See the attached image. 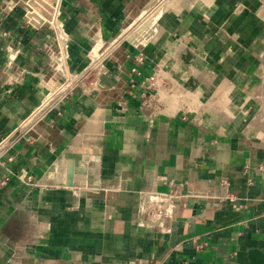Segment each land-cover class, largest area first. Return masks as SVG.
<instances>
[{"label":"crops","instance_id":"obj_1","mask_svg":"<svg viewBox=\"0 0 264 264\" xmlns=\"http://www.w3.org/2000/svg\"><path fill=\"white\" fill-rule=\"evenodd\" d=\"M150 1L58 0L38 27L28 0H0V143L41 111L0 153V264H264V0H158L139 19ZM145 17L146 42L108 51ZM55 22L70 50L111 41L80 88L63 90ZM134 66L169 84L156 116Z\"/></svg>","mask_w":264,"mask_h":264},{"label":"rangeland","instance_id":"obj_2","mask_svg":"<svg viewBox=\"0 0 264 264\" xmlns=\"http://www.w3.org/2000/svg\"><path fill=\"white\" fill-rule=\"evenodd\" d=\"M57 19L59 20L58 17ZM55 23L58 26L55 28L56 34H59L58 38L61 37V40H62L61 46L63 48L62 50H64L62 51L63 58L60 60L61 66L58 67V76H60L63 79V81H61L62 85H65L63 86L64 87L63 90H65L70 85L71 86L76 85V88H80L79 85H84V84L86 85L90 83V80H91V76L88 77V75L90 74L88 73L89 71H85V69L88 63L90 64L91 62H96L95 59L90 57L92 46H90L89 48L88 47L81 48L79 45H75L74 48L70 50L69 43H68L69 40L68 39L64 40V38L65 37L68 38L69 35H66L63 33V28H62L63 22H61V26H60L62 29H59V25H60L59 22H58L59 24L57 22ZM150 31H151V28H150V25L147 24V18L146 19L143 18L141 21L131 26L128 30L122 32L121 34L123 35L115 41L113 46L109 48L108 51H111V49L114 46H116L118 43L132 44L134 42L139 41L140 39L143 40V42L144 41L146 42L148 33ZM114 38L112 39L115 40L117 37L115 39ZM110 44H111V41L107 42V44L103 48H101L99 52L104 51L106 48H108V46H110ZM98 57L99 56H97V58ZM83 72H85L84 75L80 76V74H82ZM46 86L49 91H52V89L53 90L55 89L56 84L47 83ZM60 86H61L60 83L57 84V87H60ZM50 99H51V96L46 95L42 98L41 100L42 102H40V104L43 103L44 105L45 103L49 102ZM261 101L264 102V98H262ZM37 114L38 112L35 113L34 111L32 114L29 115L28 119L24 121V123L30 120L32 117L36 116ZM252 122H253L252 126H254V130L252 131L254 132V134L264 136V108H253ZM17 134H18V131H17Z\"/></svg>","mask_w":264,"mask_h":264},{"label":"built area","instance_id":"obj_3","mask_svg":"<svg viewBox=\"0 0 264 264\" xmlns=\"http://www.w3.org/2000/svg\"><path fill=\"white\" fill-rule=\"evenodd\" d=\"M135 58L139 64H143L145 62V58L142 54L137 55ZM159 72L160 70L156 69L155 72L151 74L143 75L138 66H134L130 69V86L132 87V89L136 88L139 91L138 93L134 94V97L139 100L140 108L147 111L148 116H156L161 113L163 107V93L169 87L167 80L161 79V75ZM136 76L141 77V80L138 81ZM40 112L41 111L38 110V114H40ZM32 120L33 117L25 123L22 122L18 130V134L15 133L11 137L8 136L1 141L0 153L4 148H6V146H8L9 144H14L17 140H20L27 135V126ZM29 138L30 137H28V139ZM28 178L30 180L31 176H29ZM9 180L10 177L8 176L0 179V187L6 185ZM224 183H227V181L225 180ZM174 195H176L175 197L178 198L177 195L179 194ZM173 207H175V205H173ZM140 214L148 220L159 221L167 214V211L164 208L163 203L156 198L146 206L141 207Z\"/></svg>","mask_w":264,"mask_h":264},{"label":"water","instance_id":"obj_4","mask_svg":"<svg viewBox=\"0 0 264 264\" xmlns=\"http://www.w3.org/2000/svg\"><path fill=\"white\" fill-rule=\"evenodd\" d=\"M58 0H28L31 9L27 12L34 26H41L46 21H53Z\"/></svg>","mask_w":264,"mask_h":264},{"label":"bare ground","instance_id":"obj_5","mask_svg":"<svg viewBox=\"0 0 264 264\" xmlns=\"http://www.w3.org/2000/svg\"><path fill=\"white\" fill-rule=\"evenodd\" d=\"M158 2V0H151L146 6H145V8H144V10H143V15L141 14V17H139V19L140 18H142L143 16H144V14H146V13H148L149 12V10L156 4ZM55 18V17H54ZM128 30V29H127ZM101 33H102V31H101ZM123 34H121V36H122ZM102 37V36H101ZM103 44H104V40L103 39H101V40H99V41H97L95 44H94V46H93V48H92V50H91V52H90V57L91 58H93V59H97V56H99V49L103 46ZM61 66V65H60ZM53 90V89H52ZM46 104V103H45ZM43 105V104H42ZM45 106V105H44ZM43 106V107H44ZM41 108V107H40ZM35 113H37V111H35ZM41 113V112H40ZM99 114V113H98ZM100 116V115H99ZM95 117H96V115L94 116V119L89 123V128H90V130L92 131H94L95 129H97L98 127L97 126H99V124H98V122H96V121H100L98 118V116H97V118L95 119ZM98 119V120H97ZM89 132V131H88ZM92 133V135H94L93 134V132H91ZM89 134H90V132H89ZM91 135V134H90ZM96 135V134H95Z\"/></svg>","mask_w":264,"mask_h":264}]
</instances>
